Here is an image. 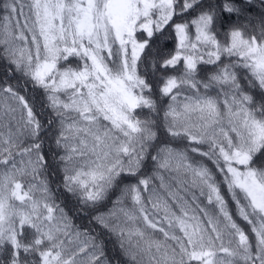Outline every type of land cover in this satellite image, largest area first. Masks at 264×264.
<instances>
[{"label":"snow or ice","instance_id":"obj_1","mask_svg":"<svg viewBox=\"0 0 264 264\" xmlns=\"http://www.w3.org/2000/svg\"><path fill=\"white\" fill-rule=\"evenodd\" d=\"M0 13V264H264V0Z\"/></svg>","mask_w":264,"mask_h":264},{"label":"trees","instance_id":"obj_2","mask_svg":"<svg viewBox=\"0 0 264 264\" xmlns=\"http://www.w3.org/2000/svg\"><path fill=\"white\" fill-rule=\"evenodd\" d=\"M0 3H2V0H0ZM2 14H3V13H0V15H2ZM258 14H259V13H258V10H257V9H253V10H252V15H253L254 18L257 17ZM245 23H246V21H245ZM255 23H256V20L254 19V20H253V24H255ZM248 32H249V34H251L252 30L249 29ZM172 46H173V45H172L171 43L168 44V47H167L166 50H170ZM50 145H51V141H46V143H45V149L47 150V148H48ZM51 146L54 147V145H51ZM48 159H49V160L52 159L51 154H49ZM59 175H60V174H58V178H59ZM114 198H115V197H113V199H114ZM111 206H112V205H111V203L109 202V203H107L106 205L102 206V207L99 209V211H107L109 208H111ZM75 223H77V224H81L82 221H81V219H79V218H75ZM242 226H243V225H242ZM111 249H112V243H109V244H108L109 254H111Z\"/></svg>","mask_w":264,"mask_h":264}]
</instances>
